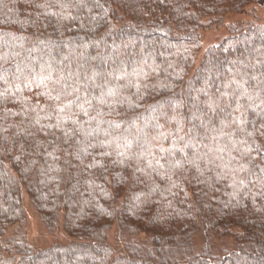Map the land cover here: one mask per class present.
Returning a JSON list of instances; mask_svg holds the SVG:
<instances>
[{"label": "trees", "instance_id": "obj_1", "mask_svg": "<svg viewBox=\"0 0 264 264\" xmlns=\"http://www.w3.org/2000/svg\"><path fill=\"white\" fill-rule=\"evenodd\" d=\"M260 1L0 0V264H264Z\"/></svg>", "mask_w": 264, "mask_h": 264}, {"label": "rangeland", "instance_id": "obj_2", "mask_svg": "<svg viewBox=\"0 0 264 264\" xmlns=\"http://www.w3.org/2000/svg\"><path fill=\"white\" fill-rule=\"evenodd\" d=\"M254 18L258 20L264 19V0L246 7L243 13H230L223 16L219 24L218 22L205 24L200 32V56L209 46L217 44L228 34V27L231 23L239 22L242 19L252 20ZM23 207L24 225L22 229L24 230L27 241L36 249L48 247L55 242L68 243L70 241V238L60 230L57 232H49L45 229L27 196L23 198ZM107 240L111 244L116 243L115 228L110 230ZM217 248H219V245H217Z\"/></svg>", "mask_w": 264, "mask_h": 264}, {"label": "snow or ice", "instance_id": "obj_3", "mask_svg": "<svg viewBox=\"0 0 264 264\" xmlns=\"http://www.w3.org/2000/svg\"><path fill=\"white\" fill-rule=\"evenodd\" d=\"M41 82H43V81H41ZM69 103H71V102H69ZM82 107V106H81ZM163 150V149H162ZM106 155H107V153H106Z\"/></svg>", "mask_w": 264, "mask_h": 264}]
</instances>
